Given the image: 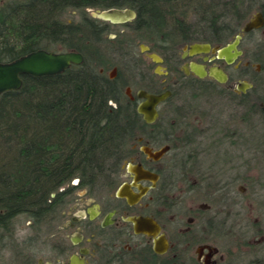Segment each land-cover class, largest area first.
Masks as SVG:
<instances>
[{"label":"trees","instance_id":"trees-1","mask_svg":"<svg viewBox=\"0 0 264 264\" xmlns=\"http://www.w3.org/2000/svg\"><path fill=\"white\" fill-rule=\"evenodd\" d=\"M217 1L186 0L190 6L183 17L167 12V0H11L0 6V63L38 50L76 51L85 59L61 75L24 76L19 91L0 96V252L13 250L16 263L24 264V250L15 240L18 218H29L36 231L51 226L54 203L69 201L79 190L95 191L139 153L140 138L160 146L148 134L156 126L145 124L126 95L127 84L109 80L108 71L118 66L111 49L134 58L140 45L151 44L153 52L162 53L170 45V27L185 26L199 4L210 19L206 14ZM241 1H231L226 18L243 25L254 10L264 14V0H247L244 12ZM89 10H130L137 19L119 30L91 18ZM72 13L78 21L69 20ZM113 33L116 40L110 41ZM182 84L216 88L194 80ZM75 180L79 185L73 187Z\"/></svg>","mask_w":264,"mask_h":264},{"label":"flooded vegetation","instance_id":"flooded-vegetation-1","mask_svg":"<svg viewBox=\"0 0 264 264\" xmlns=\"http://www.w3.org/2000/svg\"><path fill=\"white\" fill-rule=\"evenodd\" d=\"M231 1L218 0L206 14L210 19L204 17V8L201 4L196 6V15H191L197 18V26L170 27V45L164 52H153L152 45L147 46L149 51L146 53L157 54L162 58L168 76L174 73L170 80L166 78L162 81L161 86L151 80L140 89L153 94L167 90L173 93L169 100L159 106L157 122L147 124L144 121L151 128L156 126L148 134L152 135L160 146H153L149 141L140 138L142 142L139 139V144L135 147L139 153L125 161L120 170L109 173L95 191L79 190L69 198V201L54 203L52 219L49 221L51 231L54 229L56 232L50 235L52 239L50 242H46L48 236L42 234L41 229L36 235H25L22 240H18V236L15 235L17 245L24 250V264H217L215 258L219 255V249L216 245L220 240V229L217 214H212L214 201L203 202L197 208H189L187 195L198 193L201 186L188 182L185 195L183 193V196H177L176 192L180 188L176 186L180 180L173 176L176 167L172 166L171 162L163 168L154 166L162 163L172 152L178 151L179 145L194 143L196 131L189 123L181 121L176 115L171 116L172 112H168L166 121L160 120L166 119L161 107L172 102L175 97L174 89L184 80L221 87L225 97L247 111V88L244 87L252 75L251 72L254 69L258 72L260 69L251 61H247V53L243 49L244 43L247 42V34H242V29L247 20L236 29L230 23L231 19L226 18ZM189 6L186 0H167V12L170 14L183 17ZM136 19L137 14L129 23ZM238 35L242 36L239 50L243 55L232 65L220 60L218 55L213 53L185 55L193 44H209L212 49L223 48L232 43ZM140 53H143L141 45ZM133 59L139 69L144 67L143 59L138 57ZM192 63L205 66L208 75L201 79L191 71L187 74L185 70L186 68L190 70ZM213 67L223 69L228 76L227 83H220L210 75L209 70ZM114 69L117 70V75L112 79L111 72L107 73L109 80L120 78L118 68ZM133 96L135 97L133 102L138 105L140 101L136 98L137 93ZM260 106L263 108L264 104L261 103ZM141 146H149L155 150L169 146L170 150L160 161L155 162L143 154ZM177 155L175 154V157ZM137 164L157 174L159 180L156 184L150 181L140 182L139 185L148 188L149 191L139 202L130 204L126 198L119 197V190L129 184L133 192L140 194L138 186L133 185L135 175L129 169L131 165ZM75 181L72 182L73 187L79 185V182L74 183ZM184 181L187 179L181 180L182 183ZM63 190L61 189L59 193H63ZM58 196L55 193V197L52 198L57 199ZM211 197L215 199L213 193ZM178 209L185 210L180 213ZM139 218H152L160 225L161 233L158 237L165 235L170 246L165 254L159 255L155 252L158 238L135 232L133 219ZM44 249L49 250L50 258L44 259L43 255L38 257L39 253H44Z\"/></svg>","mask_w":264,"mask_h":264},{"label":"rangeland","instance_id":"rangeland-1","mask_svg":"<svg viewBox=\"0 0 264 264\" xmlns=\"http://www.w3.org/2000/svg\"><path fill=\"white\" fill-rule=\"evenodd\" d=\"M8 1L11 0H0V6ZM232 6L231 2L228 11H232ZM238 7L240 11H246L247 0L241 1ZM89 12L90 17L96 19L97 11ZM256 12L258 9L251 16ZM69 20L78 21L79 16L72 13ZM197 21L194 15H190L185 26H197ZM230 21L236 29L240 28L241 24L237 20ZM122 27L117 25L116 29L123 30ZM108 39L115 41V34H110ZM243 49L247 53V61L257 59L261 62L255 63V66L260 65V71L254 69L247 79V83L251 85L247 90V111L225 97L221 87L205 91L188 88L183 84L174 89L175 97L172 102L161 107L166 117L161 121H166L168 112H172L171 116L176 115L181 121L189 123L196 133L193 144L179 145L178 151L172 152L154 167L163 168L169 162L176 167L173 176L180 180L176 186L180 188L176 192L177 196L183 193L185 195L188 182L201 186L198 193L187 195L189 208L214 201L212 214H217L214 215L218 217L220 229V240L216 245L219 249V255L215 258L217 264H264V117L259 112V103L264 101L263 31L247 35ZM111 50L114 51L111 53L118 64L115 67L118 68L120 77L118 82L126 83L133 94L151 80L161 86L162 81L174 76V73L168 76L162 63H154L149 57L150 53L139 51L138 58L143 59L145 64L139 69L131 56L123 57L118 52L115 53L118 48ZM159 66L164 70L161 75L156 72ZM175 154H178L177 157ZM183 179L187 181L182 183ZM77 182L76 180L74 183ZM212 193L215 199L211 197ZM184 210L178 209V212L182 213ZM14 225L18 240H22L25 235L39 233L33 229V222L27 217L18 218ZM51 227L44 225L41 228V233L48 236L46 242H50V235L56 232L54 229L51 231ZM42 255L44 259L50 258L49 250L44 249V253H39L38 257ZM16 259L17 255L13 250L0 252V264H17Z\"/></svg>","mask_w":264,"mask_h":264},{"label":"water","instance_id":"water-1","mask_svg":"<svg viewBox=\"0 0 264 264\" xmlns=\"http://www.w3.org/2000/svg\"><path fill=\"white\" fill-rule=\"evenodd\" d=\"M136 14L130 10H117V11H97L96 19L114 24L123 25L131 22L135 19ZM264 29V14L262 12H256L251 16L242 29V34H250L254 31ZM242 36L238 35L235 40L223 48L212 49L209 44H193L188 48L186 56H195L199 54H217L220 60H225L228 65L234 64L242 55L243 52L239 50ZM142 52L149 51V47L141 45ZM187 50V48H186ZM149 57L156 64L163 63V60L157 54H150ZM84 56L80 52H50L47 50H38L27 56L19 58L12 62L0 63V96L5 93L19 91L23 87V77H49L57 76L65 73L72 66H80L84 63ZM260 69V65H257ZM163 67L157 68V73L161 75L163 73ZM186 73L189 71L194 73L197 77L203 79L208 75L205 66L192 63L190 70L186 68ZM103 70L101 71V73ZM210 75L220 83H227L228 76L220 67H213L209 70ZM117 75V70L113 69L110 73L112 79ZM250 89L249 83L245 84V87ZM126 95L131 101H135L132 89H126ZM173 93L169 90L153 94L145 90L137 92L136 98L140 101L137 106L138 114L143 117V120L147 124H153L159 119L158 108L161 104L166 102L172 97ZM142 142V139H140ZM170 150L169 146H164L159 150H155L149 146H141V151L149 159L157 162L160 161L164 155ZM132 174L135 175L134 186H138L140 194H136L131 189V185L126 184L119 190V197L126 198L130 204L139 202L142 197L149 191L148 188H144L139 185L140 182L150 181L156 184L159 180V176L155 173L146 170L141 164L131 165L129 167ZM55 197V194H52ZM135 232L137 234H144L149 237L158 238L155 244V252L159 255L165 254L169 250V242L165 235H161L160 225L152 218H139L133 219Z\"/></svg>","mask_w":264,"mask_h":264}]
</instances>
